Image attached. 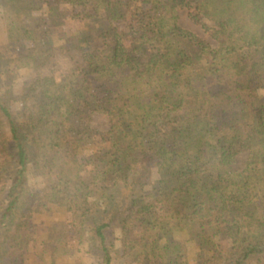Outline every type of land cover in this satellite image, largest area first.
Segmentation results:
<instances>
[{
  "label": "trees",
  "instance_id": "trees-1",
  "mask_svg": "<svg viewBox=\"0 0 264 264\" xmlns=\"http://www.w3.org/2000/svg\"><path fill=\"white\" fill-rule=\"evenodd\" d=\"M0 7V65L28 73L0 85V264H264V0Z\"/></svg>",
  "mask_w": 264,
  "mask_h": 264
},
{
  "label": "rangeland",
  "instance_id": "rangeland-1",
  "mask_svg": "<svg viewBox=\"0 0 264 264\" xmlns=\"http://www.w3.org/2000/svg\"><path fill=\"white\" fill-rule=\"evenodd\" d=\"M180 11V22L181 25L186 28L188 31L192 32L195 36H197L199 39L203 40L205 43L210 44L212 47H216L218 44V41L213 36V28L215 25V19L209 18L201 13H196L195 10L191 9L189 6H185L183 4L179 7ZM6 33H5V25L2 15V9L0 7V47H4L6 44ZM195 49L197 50V46L195 45ZM76 54H67V55H58L55 58V61L57 63V66H60L61 69H65L69 66H71L74 63V60L76 59ZM0 69L2 70V74L0 75V85L6 84V82L9 80L11 83L14 84L16 88H19L21 86V83L24 82L25 78H27L28 73L25 71L19 72L18 75L16 73H11L7 71L3 66L0 65ZM45 72H47V68L44 69ZM93 126L100 131H106L109 128V119L104 115H94ZM246 162V154H243L239 157L236 167H242L244 166ZM114 237H119L118 232L114 234ZM180 241L183 243L187 242L186 245L190 246V235L187 231H184L179 238ZM115 244L117 248H120V241L115 240ZM226 245V246H225ZM227 243L221 244V247H223L225 254L229 255V247L227 246ZM196 256L191 253V263H195L194 259ZM76 259V256H75ZM206 260L209 259V257L205 258ZM83 262L85 264H100L98 261V258L93 253H88L83 256ZM60 264H74L73 259L70 260L69 256L65 257L63 260L60 261ZM116 264H142L141 260H135L134 258L127 254L124 256V254L121 253L117 257Z\"/></svg>",
  "mask_w": 264,
  "mask_h": 264
}]
</instances>
